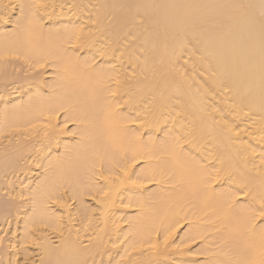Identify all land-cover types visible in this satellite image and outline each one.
Masks as SVG:
<instances>
[{"label": "bare ground", "instance_id": "obj_1", "mask_svg": "<svg viewBox=\"0 0 264 264\" xmlns=\"http://www.w3.org/2000/svg\"><path fill=\"white\" fill-rule=\"evenodd\" d=\"M5 18L0 82L16 59L49 62L54 76L1 96L0 138L47 129L59 110L75 134L41 151L42 172L16 189L29 195L13 240L27 264H88L121 238L105 264H171L183 222L179 245L198 240L191 252L204 257L186 250L178 264H264V0H0ZM7 141L0 191L2 177L22 175L24 145ZM65 189L79 202L80 229ZM119 201L136 208L123 214L125 229L112 224Z\"/></svg>", "mask_w": 264, "mask_h": 264}, {"label": "rangeland", "instance_id": "obj_2", "mask_svg": "<svg viewBox=\"0 0 264 264\" xmlns=\"http://www.w3.org/2000/svg\"><path fill=\"white\" fill-rule=\"evenodd\" d=\"M15 4H13L12 7L15 8ZM12 13H14V10L12 11ZM48 18V17H47ZM6 19V20H5ZM3 19L4 22H2L0 20V23H4V25L7 27L10 26V18H5ZM45 21H43L46 25L49 24L50 22V18L48 19H43ZM48 23H47V22ZM10 28V27H9ZM86 47L85 46H79L77 48L76 51H78V55L83 56L85 55V51H86ZM100 57V56H99ZM98 56L95 57V62H100L101 57L99 58ZM97 60V61H96ZM17 63L15 62V64H10L5 68V75L4 76V80L2 82H0V99L2 95H6L5 98L8 97L11 98L13 96H15L18 93H23V91L27 88L30 89L33 87L34 84H41L42 82L43 84L48 80H50L51 76H54V72H53V66L49 63H43L40 65H33L30 64L29 62L27 63V61H23L21 59H16ZM21 61V63H20ZM1 73V71H0ZM44 80V81H43ZM1 81V80H0ZM47 81V82H48ZM41 82V83H40ZM6 92V93H5ZM122 105V104H120ZM119 105V106H120ZM124 107L121 106V108ZM64 110H59L55 116L56 119H54L53 121L55 123L52 124L51 127L45 129L42 126H37L33 131L30 132V134L28 135H22V136H17V134H13V135H9L7 138H0V147L3 146V144H6L8 141V139H10V141L12 143L15 144H21L24 145L23 149H22V154L21 153H17V163L20 164V166H22L21 169V173L22 175H20V178H18V175H14L13 173H11L9 175V177H2L1 181H4L3 184L1 185V191H0V206H7L4 207L6 210L8 209L9 212H7L6 214L4 213L5 210H2V214L4 213L6 217V221L2 222L0 224V262L4 261L6 259V255L10 256V260L12 262V264H21V263H28L29 261H27V259H24V254H23V248L25 247V245L22 244H17V242H13V240H16L20 237V233H21V217L23 216V213H19V211H25L28 210L30 207V203H29V195H19L18 194V185L19 183L24 180L25 178H27V180H33L34 178L37 177V175L39 173L42 172V164L38 161L41 151H47V152H51V151H59L61 148V143L59 142L58 139H65V141H67L66 139L69 138L71 139V137H74V130L73 128V122L69 121V122H63L64 121ZM57 124V125H55ZM73 130V131H72ZM145 132V130H143ZM59 133V134H58ZM74 134V135H73ZM61 136V137H60ZM65 136V138H63ZM58 140V141H57ZM56 142H58L56 144ZM27 147V148H26ZM139 166L141 167L142 164L140 161H137L133 164V167H135V169L139 168ZM19 173V172H18ZM101 178L98 177V179L96 181H99V183L101 182L100 180ZM26 180V181H27ZM151 183L147 184L146 187H150ZM17 192V193H16ZM64 197L67 201V206H65L66 208L72 209V213L73 216L75 217H71L72 220H76V221H71L72 224H76L75 228H79V226L81 225L80 220H78V214H76V208H78L76 205L77 204V200L70 197V193L68 192V190H64ZM85 200L86 203L88 204H92L95 205L93 206L94 208L96 207V204L98 205V202L96 200V197L94 195H86L85 196ZM4 203V204H3ZM79 203V202H78ZM122 202H117L116 205L114 207H110V214L115 216V221L117 220V222L114 221V218L112 220V224H113V228H126V225L128 224V220L126 219V215L129 213H133L135 211L136 208H134L133 206L128 207L126 204L122 203ZM52 207V210L58 211L59 213H61L62 215H66V208L63 207L60 203H51L50 204ZM9 206V208H8ZM92 207V208H93ZM68 208V209H69ZM122 210V211H119ZM7 210V211H8ZM30 210V209H29ZM28 210V211H29ZM129 211L128 213H126L125 211ZM1 213V212H0ZM1 214V215H2ZM125 214V216L123 215ZM64 215V216H65ZM78 215V216H77ZM112 215V216H113ZM3 216V215H2ZM113 216V217H114ZM77 217V218H76ZM125 217V218H124ZM80 218V216H79ZM119 218V219H117ZM123 218V219H122ZM123 220V221H122ZM126 220V221H125ZM74 222V223H73ZM66 223L68 224L67 220ZM65 223V225H67ZM80 224V225H78ZM64 225V226H65ZM78 225V226H77ZM69 226V225H68ZM187 224L186 222H183L180 227L178 228L176 234L173 236V240L171 239V243H173L171 246L168 247V252H169V256L167 259H169V262H171V264H178L177 260L175 258H177L178 255L176 254H184L186 255V250H189V254L187 253V255L194 257L195 258H202L204 257L201 254H196L193 253L191 251H194L198 245H200L198 240H194L186 245H179L180 241V234L182 233V231L186 228ZM67 227V226H65ZM124 228V229H125ZM48 232H50V230H48ZM47 232V233H48ZM52 235V234H51ZM110 237V236H109ZM113 237V236H112ZM81 241H83L82 243L84 244V246L88 245L89 243V239L86 236H83L80 238ZM125 238H121L120 240H118V242L115 243H110L108 244L109 246L105 248V253L104 255H100L99 258H97V262H89L88 264H105L107 263V261L112 260L113 257L116 258L117 255L120 254L121 251V246L125 243ZM82 244V245H83ZM121 245V246H120ZM27 247L29 248V252H30V261L33 259H36L38 256L36 255V251H34L35 249L33 248H37L34 244H28ZM183 249L185 251H183ZM107 250V251H106ZM173 251V252H172ZM178 251V252H175ZM147 252V251H146ZM182 252V253H180ZM10 253V254H9ZM191 254V255H190ZM201 255V256H200ZM106 258V259H105ZM111 258V259H110ZM165 259V257L163 256H158V260L160 259ZM104 260V261H102ZM5 262V261H4ZM4 262L0 263V264H5ZM112 262V261H111ZM111 262H109L110 264H112ZM108 263V264H109ZM156 264V262H151V264ZM160 263V262H158Z\"/></svg>", "mask_w": 264, "mask_h": 264}]
</instances>
